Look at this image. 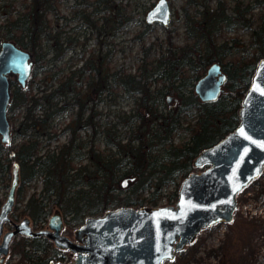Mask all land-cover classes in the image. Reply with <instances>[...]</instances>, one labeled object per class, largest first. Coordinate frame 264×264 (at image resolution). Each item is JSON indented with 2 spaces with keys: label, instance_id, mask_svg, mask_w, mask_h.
Returning <instances> with one entry per match:
<instances>
[{
  "label": "trees",
  "instance_id": "trees-1",
  "mask_svg": "<svg viewBox=\"0 0 264 264\" xmlns=\"http://www.w3.org/2000/svg\"><path fill=\"white\" fill-rule=\"evenodd\" d=\"M65 1L0 0V12L6 15L0 22V39L27 51L31 60L23 86L9 78L10 141L0 140V189L9 187L16 162L14 199L24 201L20 208L13 205L9 215L14 220L27 216L32 225L53 210L79 225L86 216L107 208L156 204L161 188L195 168L193 159L200 149L236 125L240 97L255 62L264 56V0L231 4L184 0L180 42L172 40L166 29L162 39L141 44L133 59L119 61L116 42L109 40L102 49L106 42L101 44L100 36L112 37L129 20L125 4L71 0L68 18L75 24L69 36L62 34L65 21L56 30L51 25L52 15L64 18L59 5ZM225 31L234 33L223 37ZM90 32L99 42L92 50L85 48ZM66 51L69 54L62 59ZM213 61L225 78L214 99L202 100L187 86ZM14 108L16 114L11 112ZM101 108L110 117L96 119ZM63 111L68 113L63 126L68 137L50 146L49 141L57 139L52 118L61 117ZM180 132L187 133L186 139L174 141ZM15 134L19 141H13ZM37 179L39 190L25 196L29 183ZM168 193L176 196L175 189ZM12 247L28 259L23 264H49L50 253L60 250L44 236L20 235ZM230 252V248L224 251L226 261Z\"/></svg>",
  "mask_w": 264,
  "mask_h": 264
},
{
  "label": "water",
  "instance_id": "water-1",
  "mask_svg": "<svg viewBox=\"0 0 264 264\" xmlns=\"http://www.w3.org/2000/svg\"><path fill=\"white\" fill-rule=\"evenodd\" d=\"M167 0H156L146 10L148 23L167 24ZM27 51L12 41L0 39V140L9 143L10 127L6 107L10 96L9 78L15 75L23 86L30 73ZM225 78L217 61L211 62L193 83L202 100L214 99ZM168 99V97H167ZM236 125L194 156V167L179 182L172 204L117 206L88 215L72 237L61 232L62 216L53 210L47 226L32 229L27 216L9 217L18 183V165L12 163L10 184L0 203V262L15 235L44 236L54 246L74 255L69 263L49 264H161L192 242L201 227L228 222L236 205V193L262 172L264 166V56L254 64L237 110ZM126 178H122L124 185ZM9 228L3 230V224Z\"/></svg>",
  "mask_w": 264,
  "mask_h": 264
},
{
  "label": "rangeland",
  "instance_id": "rangeland-1",
  "mask_svg": "<svg viewBox=\"0 0 264 264\" xmlns=\"http://www.w3.org/2000/svg\"><path fill=\"white\" fill-rule=\"evenodd\" d=\"M118 0H115V2ZM156 0H120L122 4H125L126 12L130 16L129 20L121 24L114 32L115 34L111 36L103 37L102 35L100 43L103 41L106 44L101 46L102 49H105L109 46V40L116 42V58L117 60H122L125 57V60L130 58L133 59L135 55L139 54V47L141 44L144 46L152 44L151 40H159L166 35V29H170V34L172 40L175 42L181 41L182 26L180 25L181 19L184 16L183 7H185L184 0H167L170 8L169 18L167 24L162 26L159 23H148L150 26L145 27L144 14L146 10L155 2ZM228 4H231L235 0H226ZM249 1L251 0H241ZM71 0H66L65 2H60L59 13L64 15V18H57L52 15L51 25L53 29L56 30L59 25L66 22L63 26V35L72 36L74 31L70 29L71 26L75 24L74 21L69 20L68 16L70 14V8L68 7ZM213 0L210 1L212 4ZM8 6V1L4 3ZM18 3L14 5L15 8H19ZM192 8H188L191 11ZM257 8H253L255 10ZM2 10V9H1ZM229 12V9L227 10ZM15 13H11V16ZM6 15L0 12V22L4 20ZM175 27V29H173ZM87 31V30H86ZM143 34L138 38L134 37L135 34ZM176 32V34H175ZM232 31H225L223 37L233 34ZM236 34H239L240 31L236 30ZM90 36L85 43V48L92 50L96 48L99 44L97 38L92 35V32L88 35ZM243 38L246 37L245 33H242ZM79 40L81 35L78 36ZM153 48V46H152ZM69 54L66 51L62 59H65ZM40 73H36V79L39 78ZM195 82L192 81V84L187 86L192 89V85ZM34 91V89H32ZM127 103L123 102L122 107H126ZM101 107V103L97 105V109ZM13 114L17 113V109L11 110ZM104 108H101L100 114H95L97 118L110 117V114L104 115ZM68 113L63 111L61 117L55 116L51 121L52 130L57 133V139H51L49 141L50 146L53 145L56 140L63 141L67 139L68 132L63 126L67 120ZM98 115H100L98 117ZM89 131V129H85ZM187 133L180 132L177 136L174 137V141H177L179 138L186 139ZM20 135L15 134L13 136V141H19ZM201 167H195L193 170H199ZM10 174V170H9ZM183 177H176L175 184H170L167 187L161 188L162 195L156 200V204L150 205L144 203L146 206H156L162 204H172L175 201V197L169 196V191L172 189L177 190L178 184ZM177 183V185H176ZM176 185V187H175ZM40 188V180L37 179L27 186L25 196L32 190H37ZM7 192V188L0 189V203L4 200ZM144 195L148 194L144 192ZM236 205L232 213V219L228 222H215L211 225L201 227L196 233L195 238L192 242L186 244L181 250L177 251L174 257L171 260H164L161 264H223L224 260L226 264H264V166L262 172L256 178L251 179L246 185H244L236 193ZM22 201H15L13 205H16L17 208H20L23 205ZM13 208V206H12ZM100 214V213H98ZM10 216V215H9ZM22 217V216H21ZM19 217V218H21ZM18 218V219H19ZM16 219V221L18 220ZM14 220V219H13ZM63 226L62 233L72 237L73 230L78 226L72 224L67 220V216L62 217ZM9 224L4 223L3 229H8ZM20 235H15L12 237L13 240H18ZM10 241V242H11ZM51 242V241H50ZM54 246V245H52ZM25 248H28L27 245H24ZM55 247V246H54ZM9 249L7 254L4 257L3 261L9 262L10 264H21L28 262V259L22 258L19 248ZM230 248V260L226 261V258L223 257L224 251ZM49 252V250H47ZM37 254H40V251H36ZM61 254V255H60ZM52 259L58 257L59 260L64 261L69 255L63 252L62 249L54 250L50 253ZM73 257V255L71 256ZM69 259V258H68Z\"/></svg>",
  "mask_w": 264,
  "mask_h": 264
},
{
  "label": "flooded vegetation",
  "instance_id": "flooded-vegetation-1",
  "mask_svg": "<svg viewBox=\"0 0 264 264\" xmlns=\"http://www.w3.org/2000/svg\"><path fill=\"white\" fill-rule=\"evenodd\" d=\"M10 77H12V78H14V80H16V78H15V75H11ZM17 81V80H16ZM39 190V189H38ZM37 190V191H38ZM33 191V190H32ZM51 213H52V211H51ZM51 213H48V214H46V216L44 217V219H42V220H40L37 224H34V225H32V223H31V221H30V219H29V223H30V226H31V228L32 229H34V230H36V229H39V228H44V227H46L47 226V221H48V217L50 216V214ZM67 216V215H66ZM10 217V216H9ZM68 217V216H67ZM11 218V217H10ZM12 219V218H11ZM63 221V220H62ZM5 223H8V222H5ZM9 224V223H8ZM3 226H4V224H3ZM3 230H5V229H3ZM62 230V229H61ZM62 232V231H61ZM24 236V235H23ZM38 236H41V235H38ZM68 236V235H67ZM28 237V236H27ZM34 237V236H33ZM11 240H13V239H11ZM12 242V241H11ZM11 242L9 243V244H11ZM51 244L53 245V243L51 242ZM56 247V246H55ZM56 248H58V247H56ZM8 249H9V246H8ZM58 249H62L63 250V252L64 253H66L67 255H69L68 257H67V259H65L64 261H62V260H59V258L58 257H54L55 259H52L51 261H58V262H62V263H69V262H71L72 260H73V257H74V255L72 254V253H70L67 249H63V248H58ZM37 251V250H36ZM38 251H40V254H42V250H38ZM8 252V251H7ZM61 255V254H60ZM73 255V257H71ZM69 258V259H68ZM3 260H4V258H3ZM3 260H2V262H0V264H2L3 263Z\"/></svg>",
  "mask_w": 264,
  "mask_h": 264
}]
</instances>
